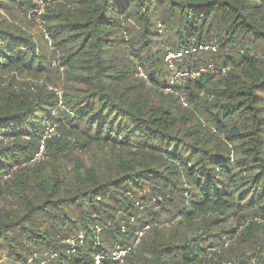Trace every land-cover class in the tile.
I'll return each instance as SVG.
<instances>
[{
    "label": "trees",
    "instance_id": "16d2710c",
    "mask_svg": "<svg viewBox=\"0 0 264 264\" xmlns=\"http://www.w3.org/2000/svg\"><path fill=\"white\" fill-rule=\"evenodd\" d=\"M97 255L264 264V0H0V264Z\"/></svg>",
    "mask_w": 264,
    "mask_h": 264
},
{
    "label": "built area",
    "instance_id": "2783aa9c",
    "mask_svg": "<svg viewBox=\"0 0 264 264\" xmlns=\"http://www.w3.org/2000/svg\"><path fill=\"white\" fill-rule=\"evenodd\" d=\"M39 3L41 4V7L43 8L44 7V4L39 1ZM43 11H44V8L41 9L40 11H36L37 15H38V19L40 20L41 24L43 25L44 22L43 20L41 19V16L43 14ZM46 38H48V36L46 35ZM200 51H216V47L215 46H211V45H201V46H192L190 48H184L180 51H177V52H169L167 53L166 57H165V62L167 63L169 69L171 71H173V80H175L173 82V80H171V85L172 87H174V85L176 83H180L181 80L183 79H186V78H197L201 75V73L204 72V68H201L198 72H190V71H180V70H177V67H178V64L181 62L182 58L186 55H189L191 53H197V52H200ZM140 74L141 76H144L143 72L140 71ZM167 92H172L173 91V88H169V89H166ZM80 239L82 238V236L79 237ZM119 253H122V254H119ZM127 253V251L125 250H121V249H118V251L114 252L113 254V259L114 260H120L122 259L125 254ZM124 254V256H123ZM104 259V257L100 256V255H97L96 256V264H100L101 260Z\"/></svg>",
    "mask_w": 264,
    "mask_h": 264
},
{
    "label": "rangeland",
    "instance_id": "374dc122",
    "mask_svg": "<svg viewBox=\"0 0 264 264\" xmlns=\"http://www.w3.org/2000/svg\"><path fill=\"white\" fill-rule=\"evenodd\" d=\"M40 4V3H39ZM44 8V7H43ZM42 7H41V4H40V7H39V9H38V11H40L41 9H43ZM44 12V11H43ZM38 17V16H37ZM34 22H35V34H37V37H38V40L39 41H42L43 39H42V37H43V35H44V26L41 24V22H40V20L37 18V19H35L34 20ZM42 36V37H41ZM170 78H172V80H173V77H171V74L169 75V79ZM175 80H173V82H174ZM170 84H172L171 82H170ZM56 91V93L58 94V96H59V98L61 99L62 98V96H63V89L60 87L58 90H55ZM167 92V91H166ZM182 105L184 106V107H190V105H189V103L185 100V99H183L182 100ZM53 132V128H51V130H49V133H52ZM42 152H43V145H42V147H41V150H40V152H39V154L38 155H40V154H42ZM222 225H225V224H222ZM123 228L125 229V227L123 226ZM126 230V229H125ZM119 254H122V253H119ZM127 254V253H126ZM125 254V255H126ZM123 256H124V254H123ZM122 259H124V257L122 258ZM122 259H120V261H123ZM119 262V261H118ZM231 264V263H230ZM233 264V263H232Z\"/></svg>",
    "mask_w": 264,
    "mask_h": 264
}]
</instances>
